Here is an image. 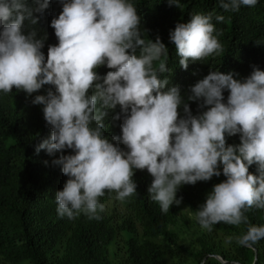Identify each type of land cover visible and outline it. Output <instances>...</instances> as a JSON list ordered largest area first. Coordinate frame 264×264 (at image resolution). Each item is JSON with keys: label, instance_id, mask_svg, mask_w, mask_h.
I'll return each instance as SVG.
<instances>
[{"label": "clouds", "instance_id": "1", "mask_svg": "<svg viewBox=\"0 0 264 264\" xmlns=\"http://www.w3.org/2000/svg\"><path fill=\"white\" fill-rule=\"evenodd\" d=\"M36 2V11H43L49 0ZM61 2L62 11L51 21L58 44L48 46L45 58L44 39L24 31L25 20L37 23L33 9L26 0H0V91L15 87L31 95L44 85L55 89L36 95L32 103L43 105L51 127L50 138L36 151L60 152L52 163L68 177L56 193L58 215L74 219L84 213L99 219L98 210L104 209L99 198L106 191L120 200L137 193L135 170L150 174L148 193L167 213L181 203L176 194L182 185L220 176V165L226 179L213 186L199 207L201 227L211 231L219 222L239 226L247 222L246 210L264 209V70L253 66L243 79L233 72H209L191 87L188 101L206 109L193 115L179 86L164 90L169 81L160 76L168 71V48L159 36L155 41L142 38L141 17L129 0ZM257 2L220 0V6L238 11ZM169 3L180 7L179 0ZM215 32L211 13L176 24L169 39L183 69L190 60L223 51ZM105 65L110 71L102 77L96 69ZM117 106L123 113L122 136L110 141L103 134L104 121ZM236 134L240 144H227L226 135ZM66 149L72 153L63 154ZM253 164L258 174L249 171ZM261 239L264 225H250L237 242L251 248Z\"/></svg>", "mask_w": 264, "mask_h": 264}, {"label": "trees", "instance_id": "2", "mask_svg": "<svg viewBox=\"0 0 264 264\" xmlns=\"http://www.w3.org/2000/svg\"><path fill=\"white\" fill-rule=\"evenodd\" d=\"M129 2L141 17L142 38L155 41L159 36L168 48V71L160 76L169 81L164 90L179 86L182 101L189 104L193 115L206 109L197 101H188L191 87L209 72H233L234 78L243 79L253 66L264 70V0L238 11L224 10L220 0H179L180 7L169 0ZM26 3L38 19L35 24L25 20L24 31H35L38 39H44L41 51L47 58L48 46L58 44L51 21L62 11V2L49 0L43 11H36V0ZM209 13L223 51L200 61L190 60L185 70L169 39L170 31L194 14ZM217 15L224 16L223 22L216 21ZM139 52L137 48L136 54ZM96 71L103 77L110 69L105 65ZM50 88L55 91L54 86L44 85L31 95L15 87L9 93L0 91V264H264V239L251 248L237 242L250 225H264V209H248L246 223L219 222L211 231L196 219L207 194L226 179L222 165L220 176L182 185L176 194L181 203H174L167 213L148 193L150 174L135 170L137 193L120 200L115 192L106 191L99 198L104 205L103 211L98 210L99 219L84 213L74 219L60 217L55 197L68 177L60 165L52 163L60 152L36 151L50 138L51 127L44 118L43 105L32 103L36 95H46ZM228 94L225 90V102ZM117 113H121L119 106L108 110L105 117L103 134L110 141L122 136L123 113L114 119ZM180 114L184 115L183 106ZM226 143L239 145L240 134L226 135ZM119 147L127 151L122 142ZM70 153L72 150L66 149L63 154ZM249 171L258 174L255 164Z\"/></svg>", "mask_w": 264, "mask_h": 264}, {"label": "rangeland", "instance_id": "3", "mask_svg": "<svg viewBox=\"0 0 264 264\" xmlns=\"http://www.w3.org/2000/svg\"><path fill=\"white\" fill-rule=\"evenodd\" d=\"M182 258H183V259H184V258L186 259V257H185L184 255L182 256ZM220 260H221V259H220ZM221 261H222V260H221ZM222 262H223V261H222Z\"/></svg>", "mask_w": 264, "mask_h": 264}, {"label": "water", "instance_id": "4", "mask_svg": "<svg viewBox=\"0 0 264 264\" xmlns=\"http://www.w3.org/2000/svg\"><path fill=\"white\" fill-rule=\"evenodd\" d=\"M255 259L257 260V255H256Z\"/></svg>", "mask_w": 264, "mask_h": 264}]
</instances>
